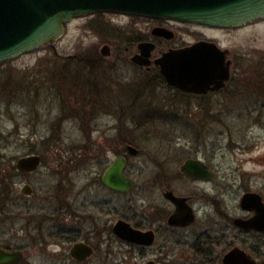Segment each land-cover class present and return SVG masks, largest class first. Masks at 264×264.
Masks as SVG:
<instances>
[{
    "label": "rangeland",
    "instance_id": "rangeland-1",
    "mask_svg": "<svg viewBox=\"0 0 264 264\" xmlns=\"http://www.w3.org/2000/svg\"><path fill=\"white\" fill-rule=\"evenodd\" d=\"M258 21L220 33L201 29V35L219 37L235 63L232 79L224 91L195 100L167 88L152 61L148 67L131 61V56L139 53L138 37L143 36L147 26L143 19L102 12L74 18L65 23V31L58 39L0 63V152L3 154L0 162L15 161L33 147L46 145L50 139L51 162L60 175L63 173L64 181L57 180L56 184L61 188L66 171L71 168V158L66 159L65 149L81 144L91 146L89 173L85 169L81 175L72 176L73 179L69 174L67 182L75 184L74 193L81 187L89 203L97 204L103 194L97 191L98 168L92 167L97 158L91 159V153L99 154V149L102 152L118 133L119 146L129 141L141 148L142 154L131 160L130 165L141 186L158 170L148 165L146 154L158 158V147L166 148L169 159L175 160L165 161V172L176 177L173 185H177L180 177L173 163L181 162L196 147V158L214 172L211 180L196 182V248H205L217 257L213 264H220L224 243L201 242L198 238L206 237L197 235L219 236V232L210 229L219 220L213 212L216 208L225 211L226 204L239 191L247 187L264 191V19ZM192 31L182 33L193 34ZM182 33L169 44L191 39ZM104 44L109 46V54L105 56L100 52ZM156 44L150 60L166 43ZM102 99L120 104L121 118L115 123L116 129L106 124L101 126L102 119L97 116L93 119L85 116L81 122L70 115L85 103L101 109ZM133 99L137 101L132 108L128 103ZM162 99H169L170 104L166 105ZM140 110L150 111L157 119L140 123L137 117L133 122L132 115L140 114ZM166 116L167 119L162 118ZM250 158L258 164L250 162ZM219 223L224 225L222 219ZM97 257L85 264L98 263ZM121 257L124 259L122 252L116 253L114 259L119 261ZM31 259L33 264H48L37 256ZM125 259L129 260L127 253ZM53 263L77 264L69 258L61 261L59 254Z\"/></svg>",
    "mask_w": 264,
    "mask_h": 264
},
{
    "label": "flooded vegetation",
    "instance_id": "flooded-vegetation-1",
    "mask_svg": "<svg viewBox=\"0 0 264 264\" xmlns=\"http://www.w3.org/2000/svg\"><path fill=\"white\" fill-rule=\"evenodd\" d=\"M119 15L138 17L146 22L143 36L138 37L140 40L137 42V47L144 41H152L155 44L162 41L166 43L158 48V55L151 61L168 49L189 46L198 41L212 42L221 50H225L222 63L229 61V77L218 89H209L201 93L185 92L168 85L163 77L167 88L176 94L192 97L195 100L196 97L204 98L224 91L232 79L231 69L235 63L234 58L230 57L229 48L221 44L219 37L201 35V29L220 33L224 30L242 29L247 25L260 22L253 21L241 27L223 28L181 22L175 18L153 19L137 15ZM154 27L168 29L173 36L170 38L164 35L154 36L152 33ZM191 29L193 34L182 33L190 32ZM179 33L191 39H182L169 44L179 36ZM162 100L167 102L166 105L170 104L169 99ZM136 101L131 100L128 103L129 106L135 107ZM99 102L101 109L85 103L82 104L84 109L81 106L70 115L81 122L85 116L92 119L97 116L102 119L101 126L106 124L112 130L116 129L115 123L121 118L120 104L118 102L112 104L114 103L112 99H102ZM148 112L140 110V114H133V122H136L137 117L140 123L157 119ZM99 139L102 143L103 137ZM47 141L46 145L33 147L32 151L22 154L15 161L0 162V251L19 252L22 255L21 259L14 264H33L31 259L33 256H37V259L42 260L43 263L54 264L57 254L60 255L61 261L69 258L71 262L77 264H85L94 256H98L95 260L98 262L96 264H118L116 262L120 261H123L121 264L126 262L128 264H197L196 261L200 264H213L216 262L215 255L209 251L206 252L205 248H196V182H206L214 176L213 170L203 162L210 177L196 179V159L202 162L200 158H196V147L193 153L184 157L181 162L173 163L175 170L179 173L176 174L180 177L177 185H173L176 177L173 178V174L165 172V161L172 163L173 160L169 159L170 155L167 154L166 148L158 147V158L152 153L146 154L148 165L158 170L152 173L153 176L147 179L143 187L142 184H138L130 169L131 160L142 154L141 148L131 145L129 141H125L123 147L119 146L118 133L117 137H112L101 149L102 152L99 149L97 150L99 154L91 153V159L97 158L92 164V167L98 168L96 179L99 190L97 191L103 194V199L95 204L89 203L81 187L74 193L75 184L71 181L72 176L81 175L85 169L89 173L87 164L91 146L81 144L65 149L66 159L67 156L71 158L69 165L71 168L66 171L65 184L58 188L57 180L64 181L61 178L63 173L61 172L60 175V171H56L57 169L53 167L50 156L53 148L50 139ZM164 154L166 155L163 158ZM28 158L35 160L30 168L26 169L24 164L19 165L21 161ZM1 160H3V154L0 152ZM187 162H189L188 167ZM120 164L122 168L119 167ZM114 166L119 167L116 174L118 179L122 174L130 180L131 186L128 189L121 191L113 185L116 182L115 173L112 176L113 184L107 183V172ZM69 174H71V182H67ZM262 190L263 188L247 187L239 191L232 202L229 201V204H226L225 211L216 208L213 214L219 220H215L214 228L210 229L219 232V236L217 234L212 236V233H209V237L204 233L197 235L206 237L204 240L198 238L201 242L224 243V252L219 256L220 264H224L225 255L232 251H237L239 256L243 257L242 262L238 264H264V229L261 228L264 225L260 223L262 220L260 214L263 213L261 208H264V191ZM124 202L126 204L122 206ZM215 205L217 206L218 203ZM221 219L224 225L221 224L222 222L219 223ZM76 245L88 247L90 253L78 259L72 252ZM97 251H100V255ZM120 252L124 259L121 257L122 260L116 261L120 257L114 259L115 254L119 255ZM126 253L129 260L125 259Z\"/></svg>",
    "mask_w": 264,
    "mask_h": 264
},
{
    "label": "water",
    "instance_id": "water-1",
    "mask_svg": "<svg viewBox=\"0 0 264 264\" xmlns=\"http://www.w3.org/2000/svg\"><path fill=\"white\" fill-rule=\"evenodd\" d=\"M113 12L167 18L215 27H239L264 18V0H0V63L37 49L58 39L65 31V23L73 18L97 12ZM152 33L167 38L173 33L163 27H154ZM139 53L131 56L138 65H150L152 42H140ZM108 55L109 46L100 48ZM225 50L214 43L198 41L192 45L171 48L152 62L159 67L165 82L185 92L201 93L218 89L229 77V61L222 63ZM32 158L21 161L26 169L33 165ZM196 179L210 177L203 162L196 159ZM187 167L189 162H187ZM185 169L187 171V167ZM122 168V164L119 165ZM118 166L107 172V183L113 184V174ZM110 180V181H108ZM114 186L121 191L128 189L130 180L120 174ZM261 224L264 225V208ZM264 229V227H261ZM74 255L82 259L90 253L86 246L76 245ZM238 255V257H237ZM19 252L0 251V264H14L21 259ZM243 257L237 251L225 255L224 264H238Z\"/></svg>",
    "mask_w": 264,
    "mask_h": 264
},
{
    "label": "bare ground",
    "instance_id": "bare-ground-1",
    "mask_svg": "<svg viewBox=\"0 0 264 264\" xmlns=\"http://www.w3.org/2000/svg\"><path fill=\"white\" fill-rule=\"evenodd\" d=\"M79 17H80V16H79ZM166 19H167V18H166ZM249 161L252 162V163L255 162V164H258L257 161L253 160V158H250Z\"/></svg>",
    "mask_w": 264,
    "mask_h": 264
},
{
    "label": "trees",
    "instance_id": "trees-1",
    "mask_svg": "<svg viewBox=\"0 0 264 264\" xmlns=\"http://www.w3.org/2000/svg\"><path fill=\"white\" fill-rule=\"evenodd\" d=\"M94 57H97V55H94Z\"/></svg>",
    "mask_w": 264,
    "mask_h": 264
}]
</instances>
